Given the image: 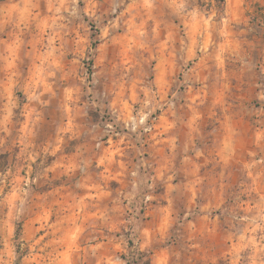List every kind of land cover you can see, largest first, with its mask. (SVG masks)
<instances>
[{
  "label": "rangeland",
  "instance_id": "374dc122",
  "mask_svg": "<svg viewBox=\"0 0 264 264\" xmlns=\"http://www.w3.org/2000/svg\"><path fill=\"white\" fill-rule=\"evenodd\" d=\"M0 264H264V0H0Z\"/></svg>",
  "mask_w": 264,
  "mask_h": 264
},
{
  "label": "trees",
  "instance_id": "16d2710c",
  "mask_svg": "<svg viewBox=\"0 0 264 264\" xmlns=\"http://www.w3.org/2000/svg\"><path fill=\"white\" fill-rule=\"evenodd\" d=\"M20 233H21V228H19L18 230V237L20 236Z\"/></svg>",
  "mask_w": 264,
  "mask_h": 264
}]
</instances>
